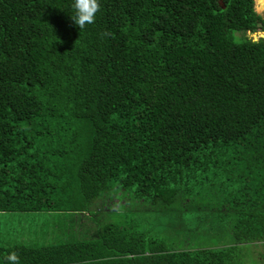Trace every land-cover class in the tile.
Returning a JSON list of instances; mask_svg holds the SVG:
<instances>
[{"label":"trees","instance_id":"trees-1","mask_svg":"<svg viewBox=\"0 0 264 264\" xmlns=\"http://www.w3.org/2000/svg\"><path fill=\"white\" fill-rule=\"evenodd\" d=\"M71 3L0 0V213L72 221L57 244L0 246V259L261 264L264 37L247 35L264 33V13L254 0H99L81 31ZM119 193L159 224L77 218ZM170 231L230 244H168Z\"/></svg>","mask_w":264,"mask_h":264},{"label":"rangeland","instance_id":"rangeland-1","mask_svg":"<svg viewBox=\"0 0 264 264\" xmlns=\"http://www.w3.org/2000/svg\"><path fill=\"white\" fill-rule=\"evenodd\" d=\"M254 10L257 14L262 15L264 13V0H254ZM237 36L239 37L240 35ZM247 37L252 41H257L264 37V33L258 30L254 34L247 35ZM98 205L100 207L98 210L102 211L97 214L98 218L94 217L92 213L89 214L90 217L84 215L77 218L86 224L89 221L91 222L92 219H96L98 227L99 224L110 221L112 223L134 226V228L142 231L155 228L160 221L154 214L155 210L152 206L143 201L138 203L131 194L122 196V193H119L115 198L114 204H108L107 202L106 204L103 203V205L98 203ZM106 211H108L107 215H105ZM71 222L69 216L59 213H0V246L25 245L43 247L57 244L62 239V234L58 230L69 227ZM172 232L167 233L168 244H174L178 241V246L184 244L185 247L190 248L197 246L201 248H220L230 244V239L225 234L224 237L214 236L207 240L200 238L199 241H192L191 238L194 236V233L189 237L184 231L179 233L174 231L173 235H171ZM240 248L244 252V247ZM246 248L249 251L251 249V247ZM252 251L257 260L259 254L264 255V247H253ZM242 256V258H238L237 264H244V254ZM253 258L249 254L246 264H256ZM260 262L264 264V260L260 259Z\"/></svg>","mask_w":264,"mask_h":264},{"label":"clouds","instance_id":"clouds-1","mask_svg":"<svg viewBox=\"0 0 264 264\" xmlns=\"http://www.w3.org/2000/svg\"><path fill=\"white\" fill-rule=\"evenodd\" d=\"M99 8V0H72L70 18L79 30H85L94 23ZM0 264H20V258L15 251H10L0 259Z\"/></svg>","mask_w":264,"mask_h":264}]
</instances>
